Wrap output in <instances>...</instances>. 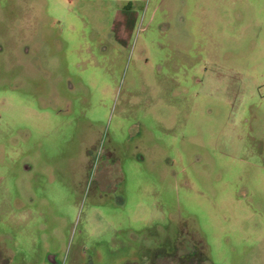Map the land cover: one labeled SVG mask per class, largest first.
Masks as SVG:
<instances>
[{
    "label": "rangeland",
    "instance_id": "374dc122",
    "mask_svg": "<svg viewBox=\"0 0 264 264\" xmlns=\"http://www.w3.org/2000/svg\"><path fill=\"white\" fill-rule=\"evenodd\" d=\"M0 264H264V0H0Z\"/></svg>",
    "mask_w": 264,
    "mask_h": 264
}]
</instances>
